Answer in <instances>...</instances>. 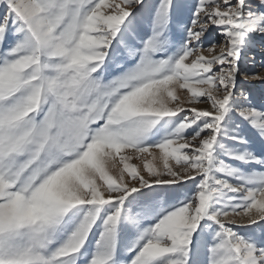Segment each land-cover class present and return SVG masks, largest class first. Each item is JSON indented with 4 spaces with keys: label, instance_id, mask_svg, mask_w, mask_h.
<instances>
[{
    "label": "snow or ice",
    "instance_id": "obj_1",
    "mask_svg": "<svg viewBox=\"0 0 264 264\" xmlns=\"http://www.w3.org/2000/svg\"><path fill=\"white\" fill-rule=\"evenodd\" d=\"M257 43L264 0H0V264H264Z\"/></svg>",
    "mask_w": 264,
    "mask_h": 264
},
{
    "label": "rangeland",
    "instance_id": "obj_2",
    "mask_svg": "<svg viewBox=\"0 0 264 264\" xmlns=\"http://www.w3.org/2000/svg\"><path fill=\"white\" fill-rule=\"evenodd\" d=\"M183 19V18H182ZM147 28V25L145 23V30ZM221 37L213 30H209V34L204 38V44L208 45L212 43L213 41H219ZM7 47V44L5 45ZM255 56L256 63L252 64L251 61L244 65L249 71H258L261 73H264V64H262V57H264V50L261 49L259 43L255 46V48L249 53V57ZM108 78H111V74H106ZM242 87L251 95V99L253 104L259 105L260 103L264 102V82L253 80L250 83H245L242 85ZM185 97L182 95L181 99H184ZM200 107H206V105H199ZM250 134V133H249ZM253 150H255L257 153L264 150V146L260 144L258 140L255 141L253 144ZM234 163V162H233ZM190 184V182H189ZM183 191V189H182ZM241 232L246 231L244 228L237 229Z\"/></svg>",
    "mask_w": 264,
    "mask_h": 264
}]
</instances>
